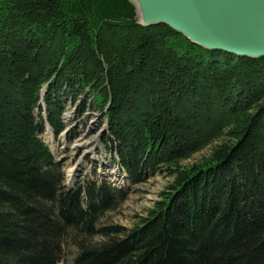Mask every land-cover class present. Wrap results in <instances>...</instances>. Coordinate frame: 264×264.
<instances>
[{
  "label": "trees",
  "instance_id": "trees-1",
  "mask_svg": "<svg viewBox=\"0 0 264 264\" xmlns=\"http://www.w3.org/2000/svg\"><path fill=\"white\" fill-rule=\"evenodd\" d=\"M86 99L128 181L173 178L131 228L101 223L124 193L68 189L41 138ZM69 243V264H264V58L141 26L129 0H0V264H63Z\"/></svg>",
  "mask_w": 264,
  "mask_h": 264
},
{
  "label": "rangeland",
  "instance_id": "rangeland-1",
  "mask_svg": "<svg viewBox=\"0 0 264 264\" xmlns=\"http://www.w3.org/2000/svg\"><path fill=\"white\" fill-rule=\"evenodd\" d=\"M81 103L82 100H78L65 108L63 113L65 129L57 140L53 138V145L47 142L46 132L41 138L55 159L62 164V172L65 176L64 185L67 184L70 172L72 175L70 180H72L76 170L80 168L81 173L75 179L74 185L84 182L85 179H104L112 187L123 192L125 198L115 210L106 212L101 223L102 225L131 228L159 200L160 192L173 182V178L166 175L165 172H157L137 184L128 181L126 175L112 162L114 153L109 145H106L108 141H114L113 137L108 134V123L105 118L106 108L102 112L88 109L91 101L86 99L87 108L80 116L77 112ZM81 141L82 146L78 145ZM222 141L224 140L221 139L193 154L181 165L187 167L209 158L212 149ZM68 245L70 256L65 258L63 264H69V259L76 253L75 247L71 243Z\"/></svg>",
  "mask_w": 264,
  "mask_h": 264
},
{
  "label": "water",
  "instance_id": "water-1",
  "mask_svg": "<svg viewBox=\"0 0 264 264\" xmlns=\"http://www.w3.org/2000/svg\"><path fill=\"white\" fill-rule=\"evenodd\" d=\"M129 1L141 26L165 25L210 52L264 58V0ZM80 173L78 168L73 184Z\"/></svg>",
  "mask_w": 264,
  "mask_h": 264
},
{
  "label": "bare ground",
  "instance_id": "bare-ground-1",
  "mask_svg": "<svg viewBox=\"0 0 264 264\" xmlns=\"http://www.w3.org/2000/svg\"><path fill=\"white\" fill-rule=\"evenodd\" d=\"M46 140H47V142L49 143V144H51V145H53L54 144V142H53V136L51 135V133H50V131L48 130V132H46ZM82 141L81 142H79V144L78 145H80V146H82ZM90 153V152H89ZM72 177V175H71V172H70V175H68V181H67V184L68 185H70V184H73V182H74V177H73V179L72 180H70V178Z\"/></svg>",
  "mask_w": 264,
  "mask_h": 264
}]
</instances>
